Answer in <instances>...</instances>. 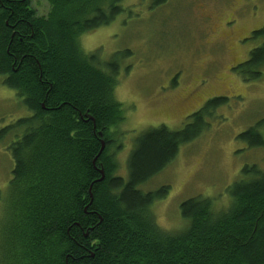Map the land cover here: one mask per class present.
Returning <instances> with one entry per match:
<instances>
[{
  "label": "trees",
  "instance_id": "obj_1",
  "mask_svg": "<svg viewBox=\"0 0 264 264\" xmlns=\"http://www.w3.org/2000/svg\"><path fill=\"white\" fill-rule=\"evenodd\" d=\"M48 1V14L39 16L31 0H0V77L31 112L0 129V144L14 162L5 202L12 259L18 264H264V172L257 166H246L228 188L225 209L210 198L182 203L187 228L174 234L163 230L152 212L169 187L139 189L169 167L180 148L199 139L207 118L229 100L208 101L181 131L161 126L143 133L128 160V179L117 176L126 110L115 92L121 58L131 52L105 62L98 52L86 53L80 38L111 25L125 12L123 0ZM152 2L156 10L169 0ZM251 38L261 45L233 71L245 82H260L264 26ZM261 130L264 119L239 139L264 150Z\"/></svg>",
  "mask_w": 264,
  "mask_h": 264
},
{
  "label": "rangeland",
  "instance_id": "obj_2",
  "mask_svg": "<svg viewBox=\"0 0 264 264\" xmlns=\"http://www.w3.org/2000/svg\"><path fill=\"white\" fill-rule=\"evenodd\" d=\"M31 2L39 16L48 14V0ZM152 4V0H123L125 12L111 25L83 35L80 43L86 53L98 52L105 62L131 52L121 58L115 92L126 110L117 143L122 147L116 155L117 176L126 180L129 157L143 133L161 126L181 131L208 101L229 100L207 118L208 126L199 139L180 148L169 167L139 188L149 193L169 187L167 197L152 212L158 225L174 234L187 228L182 203L210 198L219 210L225 209L228 188L246 166L264 172V150L239 139L264 119V78L245 82L233 71L262 43L251 35L264 26V0H169L156 10ZM22 100L0 77V129L31 116ZM13 169L10 154L0 144L2 264H18L6 238L5 202Z\"/></svg>",
  "mask_w": 264,
  "mask_h": 264
},
{
  "label": "water",
  "instance_id": "obj_3",
  "mask_svg": "<svg viewBox=\"0 0 264 264\" xmlns=\"http://www.w3.org/2000/svg\"><path fill=\"white\" fill-rule=\"evenodd\" d=\"M100 135L102 137V133H100ZM102 143H103V148H102V151H103L104 148H105V142H104V140H102ZM101 174H102V179L100 181H103L105 179V172H104L103 169L101 170Z\"/></svg>",
  "mask_w": 264,
  "mask_h": 264
}]
</instances>
